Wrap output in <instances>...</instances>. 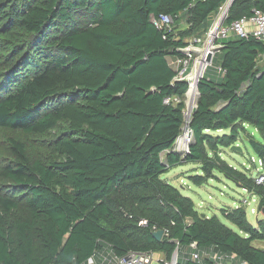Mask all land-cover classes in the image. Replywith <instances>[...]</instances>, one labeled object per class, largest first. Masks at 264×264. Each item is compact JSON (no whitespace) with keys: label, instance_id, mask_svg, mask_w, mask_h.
I'll return each mask as SVG.
<instances>
[{"label":"trees","instance_id":"16d2710c","mask_svg":"<svg viewBox=\"0 0 264 264\" xmlns=\"http://www.w3.org/2000/svg\"><path fill=\"white\" fill-rule=\"evenodd\" d=\"M224 1L0 0V130L37 138L50 155L35 158L23 142L8 141L0 264H86L91 257L100 264L130 252L169 260L177 248L185 250L177 264H196L192 243L264 264V249L252 244L264 243V216L253 226L243 206L221 209L232 230L202 216L162 178L193 165L194 186L219 175L264 212V185L222 158L223 149L246 141L264 169L263 43L238 36L220 43L197 85L190 152H167L181 133L188 91L168 58L182 56L186 39L204 38ZM253 9L264 13V0H235L224 24ZM161 14L171 17L169 29L153 25ZM154 229L163 231L161 241Z\"/></svg>","mask_w":264,"mask_h":264},{"label":"built area","instance_id":"2783aa9c","mask_svg":"<svg viewBox=\"0 0 264 264\" xmlns=\"http://www.w3.org/2000/svg\"><path fill=\"white\" fill-rule=\"evenodd\" d=\"M235 0H225L224 3L219 7L218 12L214 18L211 28L205 35L204 39H193L195 42H204L201 48H197L193 45H187L181 50L182 58H175V68L177 73V80L185 81L188 84L189 90V76L193 72L196 62L199 58L205 56V61L207 62L202 70L199 78H197L194 83L195 86L203 78L204 72L207 67L211 66L212 59L215 54L222 48V41H225L231 36H238L241 38L252 37L255 40L264 44V13L253 9L248 17H243L237 21L230 24H224L227 18V13ZM153 25L158 29H169L172 23L171 17L167 15H158L151 19ZM195 54H198L194 56ZM263 56V55H262ZM260 56V58L262 57ZM181 58V59H180ZM209 59V61H208ZM197 83V84H196ZM188 92V91H187ZM197 90H194L193 102L186 105V109L183 112V126L180 135L175 139L171 149L167 152H173L178 154L181 158H184L190 152V146L193 141V134L189 127L190 116L192 109L196 106L195 99H197ZM168 103L169 100H165ZM166 153V152H165ZM258 160V159H257ZM251 163H254V159L251 158ZM262 162L258 160V168H256V176L254 180L257 185H264V174H262ZM157 231L156 229L153 232ZM190 261L196 264H203L205 259H209L212 264H247L243 261H238L234 255L224 256L217 253L198 251L195 243L190 244ZM179 248H177L172 254L169 260L154 259L155 253H135L130 252L122 257H112L108 256L102 258L100 264H153L154 262L158 264H177ZM86 264H97L95 260L91 257L87 260Z\"/></svg>","mask_w":264,"mask_h":264},{"label":"rangeland","instance_id":"374dc122","mask_svg":"<svg viewBox=\"0 0 264 264\" xmlns=\"http://www.w3.org/2000/svg\"><path fill=\"white\" fill-rule=\"evenodd\" d=\"M180 29H182V26ZM203 39V41L205 42V36ZM186 42L189 46L193 45L197 48H201L204 44V42H195L192 38L186 39ZM196 55L198 54H195L194 56ZM175 60V58H168V63L173 69L175 68ZM194 75L196 78L197 74L195 72ZM184 102L186 109V105L188 104L186 96ZM59 131V129H56L52 131L47 137L49 139H52L56 135H58ZM246 131L252 134L257 140H259L258 133L252 127L248 126L246 128ZM224 133L227 132L223 131L218 132L217 134L220 135ZM9 139H16L20 142H23L26 146L27 151L35 158H50V155L47 154L46 149H44L43 147L44 145L40 143L37 138L24 136L17 131L0 130V165L8 157ZM241 148V153L232 152L228 148L223 149L222 158L232 167L243 171L247 176L255 177L257 172L256 168H258V160L253 154L250 147L247 145L246 141L241 145ZM251 158L254 159L253 164L251 163ZM261 172L262 174H264L263 167ZM196 174L199 175V171H197L196 166L184 165L172 169L167 174L163 175L162 178L165 181H168L176 189H178L183 196L188 197L190 200H192L198 213L208 217L216 216L223 224H225L232 230H235V228L221 216V209H234L239 206H243L246 211L247 220L253 226H255L257 219L263 218V215L257 210V199L252 197L249 193L240 188H237L234 184L219 175H217V179L208 180L206 184H203L199 187L194 186L190 181V177ZM253 246L264 249L263 242L255 241L253 242ZM184 252L185 250L181 249L179 254H182ZM154 259L157 260L158 255H155ZM153 264L158 263L154 262Z\"/></svg>","mask_w":264,"mask_h":264},{"label":"bare ground","instance_id":"6f19581e","mask_svg":"<svg viewBox=\"0 0 264 264\" xmlns=\"http://www.w3.org/2000/svg\"><path fill=\"white\" fill-rule=\"evenodd\" d=\"M205 56L199 58L196 62V66L193 69V72L189 76V90L186 93L187 101L191 104L194 99V83L196 82L197 78H199L204 66L206 65ZM194 72L197 74L196 78ZM195 78V79H194Z\"/></svg>","mask_w":264,"mask_h":264},{"label":"water","instance_id":"95a60500","mask_svg":"<svg viewBox=\"0 0 264 264\" xmlns=\"http://www.w3.org/2000/svg\"><path fill=\"white\" fill-rule=\"evenodd\" d=\"M209 61V59H208ZM264 75V72L260 74V76H263ZM197 84V83H196ZM198 85V84H197ZM197 85L195 86L194 90H197ZM195 109H196V106L192 109V112L191 113H194L195 112ZM230 150L233 152V151H237V152H240L241 153V148L239 146H234V147H231ZM237 188H239L238 186H236ZM263 216H264V212L261 213ZM204 216V215H202ZM152 237L156 240V241H161L162 237H163V231L161 230H157L155 232L152 233Z\"/></svg>","mask_w":264,"mask_h":264},{"label":"crops","instance_id":"0c3cea01","mask_svg":"<svg viewBox=\"0 0 264 264\" xmlns=\"http://www.w3.org/2000/svg\"><path fill=\"white\" fill-rule=\"evenodd\" d=\"M262 56V55H261ZM259 66H262L264 67V54L263 56L260 58L259 60ZM253 244V243H252ZM156 255H158V259H163V256L161 254H157L155 253ZM182 263H184V261L182 260Z\"/></svg>","mask_w":264,"mask_h":264}]
</instances>
